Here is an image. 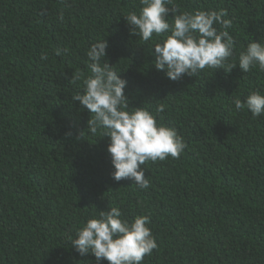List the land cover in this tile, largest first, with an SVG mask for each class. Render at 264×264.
Returning a JSON list of instances; mask_svg holds the SVG:
<instances>
[{"label": "trees", "instance_id": "1", "mask_svg": "<svg viewBox=\"0 0 264 264\" xmlns=\"http://www.w3.org/2000/svg\"><path fill=\"white\" fill-rule=\"evenodd\" d=\"M175 3L227 10L236 68L169 80L152 51L166 35L144 42L123 17L139 13L140 0H0V264H97L69 237L112 207L129 221L149 217L158 247L143 264H264V116L233 103L264 94V72L238 66L251 40L264 43V0ZM103 40L129 107L149 110L187 144L178 159L143 165L146 190L112 179L108 138L87 132L91 115L72 100L83 91L72 74H91L86 52Z\"/></svg>", "mask_w": 264, "mask_h": 264}, {"label": "clouds", "instance_id": "2", "mask_svg": "<svg viewBox=\"0 0 264 264\" xmlns=\"http://www.w3.org/2000/svg\"><path fill=\"white\" fill-rule=\"evenodd\" d=\"M139 13L123 16L130 33L149 42L153 35H166L162 43H156L154 67L164 72L171 81L184 76L197 77L207 69H223L230 73L237 64L230 63L234 56L236 41L230 35L233 27L225 9L219 11H180L175 0H140ZM172 14L171 23L167 18ZM179 13V14H177ZM63 20V13L60 14ZM214 25L219 26V30ZM108 43L106 40L93 43L87 50L90 75L72 74L71 82L82 78L83 91L72 96L79 101L83 111L91 119L87 132L96 135L102 130L107 137V153L111 158L113 180L134 181L137 188L146 190L150 181L145 177L143 165L147 161H164L171 157L178 159L187 148L182 136L175 128L158 124L156 116L149 110L130 108L125 95L127 81L121 79V72L110 66L105 59ZM67 52V49H64ZM61 55V50H56ZM47 60V54L41 55ZM238 66L243 73L253 68L264 72V43L252 42L240 51ZM236 111L248 110L253 117L264 116V94L251 92L243 101H233ZM157 108V113L162 111ZM82 133V132H81ZM80 133V135H81ZM67 132L66 136H71ZM118 207L99 211L98 218H90L79 229L75 238L69 237V244L81 256L91 255L97 264L106 260L108 264H143L158 245L151 229L149 217L140 215L129 221L122 218Z\"/></svg>", "mask_w": 264, "mask_h": 264}]
</instances>
